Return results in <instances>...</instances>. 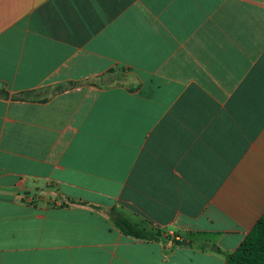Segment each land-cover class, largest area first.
<instances>
[{
  "label": "crops",
  "instance_id": "crops-1",
  "mask_svg": "<svg viewBox=\"0 0 264 264\" xmlns=\"http://www.w3.org/2000/svg\"><path fill=\"white\" fill-rule=\"evenodd\" d=\"M263 216L264 0H0V264H227Z\"/></svg>",
  "mask_w": 264,
  "mask_h": 264
},
{
  "label": "trees",
  "instance_id": "trees-1",
  "mask_svg": "<svg viewBox=\"0 0 264 264\" xmlns=\"http://www.w3.org/2000/svg\"><path fill=\"white\" fill-rule=\"evenodd\" d=\"M110 219L115 228L125 236L143 241L160 239V231L131 221L122 212H118L115 207L111 208ZM183 244V242H176V245ZM227 264H264V216L241 246L227 256Z\"/></svg>",
  "mask_w": 264,
  "mask_h": 264
},
{
  "label": "rangeland",
  "instance_id": "rangeland-1",
  "mask_svg": "<svg viewBox=\"0 0 264 264\" xmlns=\"http://www.w3.org/2000/svg\"><path fill=\"white\" fill-rule=\"evenodd\" d=\"M123 81L124 80L122 78H115L114 80L108 81L107 85H117V84H121ZM115 209L118 212H121V207L120 206L119 207H115ZM99 212L102 213L103 215L107 216L109 218V220L111 221V219H110L111 208L110 209H103L102 211H99ZM113 227H115L114 224H113Z\"/></svg>",
  "mask_w": 264,
  "mask_h": 264
}]
</instances>
